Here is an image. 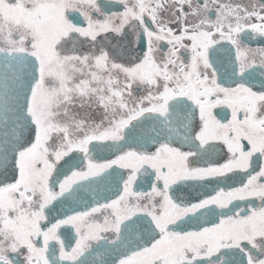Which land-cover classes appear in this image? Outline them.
Instances as JSON below:
<instances>
[{
    "label": "snow or ice",
    "instance_id": "obj_1",
    "mask_svg": "<svg viewBox=\"0 0 264 264\" xmlns=\"http://www.w3.org/2000/svg\"><path fill=\"white\" fill-rule=\"evenodd\" d=\"M252 41L261 0H0V264H264Z\"/></svg>",
    "mask_w": 264,
    "mask_h": 264
},
{
    "label": "flooded vegetation",
    "instance_id": "obj_2",
    "mask_svg": "<svg viewBox=\"0 0 264 264\" xmlns=\"http://www.w3.org/2000/svg\"><path fill=\"white\" fill-rule=\"evenodd\" d=\"M100 2L106 3L108 2V0H100ZM261 2H264V0H261ZM248 43L250 44L251 47H264V41H259V42L252 41ZM258 81H259V77L255 82V86L257 89H259ZM0 179H2V177H0ZM237 186L239 185L237 184ZM137 188L141 191L149 190V185L146 179L141 180L138 183ZM115 191H116L115 185H112L107 181L104 184L99 185L98 187L93 186V188L90 191L86 190L80 193V195L83 197V200L78 204H73V208L77 210H86L89 205L95 206L97 202L104 203L106 202L107 199L114 198ZM236 203H238L241 208L247 206V202L244 201H240ZM256 203L258 204L259 202L257 201ZM65 208L67 210V205L65 206ZM66 243H71V245L74 246V240L66 241ZM101 256H102V250H99V251H93L92 253H86L85 257H82V259H86L87 264H100Z\"/></svg>",
    "mask_w": 264,
    "mask_h": 264
},
{
    "label": "water",
    "instance_id": "obj_3",
    "mask_svg": "<svg viewBox=\"0 0 264 264\" xmlns=\"http://www.w3.org/2000/svg\"><path fill=\"white\" fill-rule=\"evenodd\" d=\"M9 179H10V177H9Z\"/></svg>",
    "mask_w": 264,
    "mask_h": 264
}]
</instances>
